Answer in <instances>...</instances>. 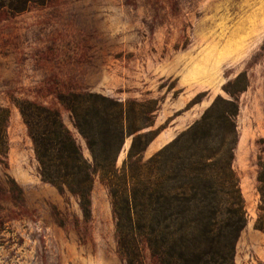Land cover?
<instances>
[{"label": "rangeland", "instance_id": "rangeland-1", "mask_svg": "<svg viewBox=\"0 0 264 264\" xmlns=\"http://www.w3.org/2000/svg\"><path fill=\"white\" fill-rule=\"evenodd\" d=\"M240 73L238 141L232 167L247 214L235 264H264V233L254 228L256 160L264 138V0H47L22 12L0 11V264H124L108 189L95 178L91 216L77 200L43 182L16 106L26 99L56 108L83 153L58 93L119 101L154 99L144 161L200 118ZM132 137L119 151V167ZM143 264H151L145 253Z\"/></svg>", "mask_w": 264, "mask_h": 264}, {"label": "trees", "instance_id": "trees-1", "mask_svg": "<svg viewBox=\"0 0 264 264\" xmlns=\"http://www.w3.org/2000/svg\"><path fill=\"white\" fill-rule=\"evenodd\" d=\"M47 0H0V11L18 13ZM245 73L228 80L229 98L217 95L200 118L146 160L152 140L154 99L137 101L91 93H58L90 158L56 108L30 100L16 102L26 125L43 182L77 200L84 220L91 216L95 181L106 186L116 219L117 251L124 264H235L238 236L247 214L232 167L238 141V94ZM6 111L0 108V153L5 154ZM127 136V155L116 160ZM254 228L264 233V138L258 141Z\"/></svg>", "mask_w": 264, "mask_h": 264}]
</instances>
